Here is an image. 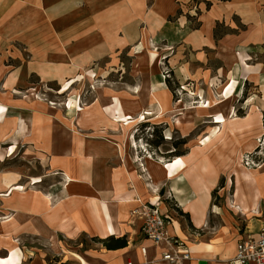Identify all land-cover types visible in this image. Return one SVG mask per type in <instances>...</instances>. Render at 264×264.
<instances>
[{"label":"crops","instance_id":"1","mask_svg":"<svg viewBox=\"0 0 264 264\" xmlns=\"http://www.w3.org/2000/svg\"><path fill=\"white\" fill-rule=\"evenodd\" d=\"M136 48L147 69L135 93L101 89L79 114L21 93L32 76L50 83L95 65L106 76L104 66H118L119 55ZM155 55L165 56L173 82H163ZM246 57L253 60L243 65ZM217 76L237 84L230 98L246 102L256 91L264 98V0H0V264H156L164 248L143 235V219L133 214L145 204L169 218V235L191 256L184 264H231L237 244L264 224V163L253 171L240 165L262 132L264 102L222 125L215 116H226L233 99L197 110L216 118L220 134L192 139L198 119L181 113L171 85L204 88ZM122 115L164 127L156 148L174 141L164 135L180 133L184 153L138 156L132 124L110 122ZM39 178L49 190H17ZM82 236L124 238L127 247H73Z\"/></svg>","mask_w":264,"mask_h":264},{"label":"rangeland","instance_id":"2","mask_svg":"<svg viewBox=\"0 0 264 264\" xmlns=\"http://www.w3.org/2000/svg\"><path fill=\"white\" fill-rule=\"evenodd\" d=\"M198 1V0H196ZM200 1V0H199ZM193 5H196L193 3ZM195 9V8H194ZM222 28L220 27L218 29V32L220 33ZM11 46H15L19 48L18 43H12ZM143 51L136 48L133 51H123L119 55V64L115 67H103L106 72V76L100 75L99 72H97V69L99 67L95 65L92 68H89L85 72L76 75L73 78H66L61 81H54L50 83H43L41 82L40 78H36L35 76L31 77V85L29 88H21V93H25V95H31L37 100H40L50 107L58 108L65 114H68L70 112H73L74 114H79L80 111L84 110L86 107L91 106L93 103L97 101V92L101 89L105 90H116V91H130V92H137L141 89H143L145 83H144V75L146 73V67H143L141 65V61H139L140 57L137 58L140 54H142ZM157 52V51H155ZM239 54V53H237ZM240 55V54H239ZM244 56V55H242ZM6 61H4L8 65H12L15 62L10 57H5ZM8 60V61H7ZM27 61L28 55L24 50V47L21 46V61ZM154 60L157 61L158 65L161 68L160 77L163 80V82L167 79H170L171 82H173V78L171 76V68L169 65H167L166 58L164 55L160 56H154ZM253 57H246V61L242 64L245 65L247 61H252ZM249 67V66H248ZM101 68V67H100ZM247 79V77L245 78ZM243 80V79H242ZM246 81V80H245ZM246 83V82H245ZM174 91H176V96L179 97L183 103L181 107V113L183 111L186 112H193V117H196L198 119L199 128L196 132H194L190 138L192 139H201L205 136L210 135V133H214L219 135L220 134V128L215 127L213 123H215L216 118H206L205 116L207 114H203L198 112L196 114L197 110H210L212 108H216L217 106L221 107L223 103L226 101H229L231 99L234 100V103L229 107L228 114L225 116L222 113H217L216 115L219 117L217 120L219 121V124L222 125L225 122V119L227 122L234 120L238 117H248L249 114H247L250 111L249 104L256 101H262L264 102V98L262 94L259 96L256 91V97L252 96L249 101L243 102L244 96L241 95L239 99L230 98L232 96H237L235 94V88H237V84L233 83V80L227 84V82H224L220 76L215 77L211 82L204 86L202 88L200 83L197 82H186L183 85H178L171 83ZM250 86V85H249ZM229 88L233 90V92L229 91ZM209 92V96L211 98H205V93ZM255 91V90H252ZM197 93H200L201 96L198 98ZM227 96V97H226ZM230 96V97H229ZM204 97V98H203ZM116 101V108L118 109L120 106V102L118 100ZM179 114V113H178ZM74 115L73 117H75ZM191 115L186 114L183 118L187 117V119L190 118ZM216 116V117H217ZM118 118V117H117ZM177 118H180L178 116ZM110 122H119L123 125H130L132 124V129L130 130V137L135 141L133 143V147L135 148V152H137L138 156L144 155L146 157L150 158H159V155H164L167 152H174V143H179V140H181V134L177 132V134H168V136L164 135V139L168 140H174L169 142H164L162 145L158 148L155 146L150 145L151 140H158V136L154 135L151 136L150 128L147 125H150V123H147L149 120V116L145 118V115L142 117H139L138 120H132L128 116H120L119 119H113L112 117L109 118ZM262 121V132L258 134L254 138L255 142V148L252 152H246L242 156V161L240 165L250 171L256 170L263 166L264 163V112H262L261 116ZM135 122V123H134ZM226 122V123H227ZM182 123V122H181ZM177 122V128H182L183 123ZM225 123V124H226ZM201 125H204L206 127H202ZM219 125V126H220ZM201 126V127H200ZM212 127V128H208ZM164 127H160L158 129L161 133L163 131ZM216 131V132H215ZM153 132V129H152ZM253 134L256 132L251 129L249 131ZM209 133V134H208ZM166 134V132H165ZM252 134V135H253ZM256 135V134H255ZM150 138V139H149ZM163 139V137H162ZM177 139V141H175ZM150 141V144L148 143ZM135 145V146H134ZM178 152H183L185 147L181 144L180 146H177ZM141 148V149H139ZM138 149V150H137ZM256 151V154L254 157H252L251 154ZM244 161V163H243ZM263 162V163H262ZM36 183V184H35ZM38 183V184H37ZM43 189L49 190L50 182L47 179H29L28 183L23 186L17 187V190L24 192L30 188L36 187L37 185H44ZM81 245V248H86L88 246H94L92 244V241L90 238L82 236L78 239V241L71 243L73 247H76L75 245ZM5 259V258H1Z\"/></svg>","mask_w":264,"mask_h":264},{"label":"built area","instance_id":"3","mask_svg":"<svg viewBox=\"0 0 264 264\" xmlns=\"http://www.w3.org/2000/svg\"><path fill=\"white\" fill-rule=\"evenodd\" d=\"M150 131L153 136L151 128ZM255 154L256 151L251 154L252 157ZM133 214L143 219V235L156 246L164 248L156 264H184L190 260V253L183 244L176 237L169 235V218L161 213L158 205H142L140 209H135ZM142 252L146 255L145 248ZM231 264H264V224L257 234L237 244L236 254Z\"/></svg>","mask_w":264,"mask_h":264},{"label":"trees","instance_id":"4","mask_svg":"<svg viewBox=\"0 0 264 264\" xmlns=\"http://www.w3.org/2000/svg\"><path fill=\"white\" fill-rule=\"evenodd\" d=\"M220 1H229V0H220ZM209 6H210V4H209ZM148 127H151V129H153V132H152V134H153V136L155 135H157L158 136V134H159V128L158 127H156V126H150V125H147ZM160 138L158 139V140H151V144H150V141H148V143L150 144V145H152V146H158V145H160L161 144V136H159ZM150 139V138H149ZM181 144H183L182 142L179 144V143H175L173 146H174V148L176 149V152H174L173 154H172V156L173 157H176V156H180V155H182L184 152H178V150H177V146H180ZM222 184V183H221ZM213 195H216V191L214 192V194ZM92 241H95V242H97V243H100L104 248H106V249H108V250H116V249H122V248H125V247H127V241H126V239H124V238H120V239H116V238H114V237H109V238H107V239H105V240H99V239H95V238H93V240Z\"/></svg>","mask_w":264,"mask_h":264},{"label":"bare ground","instance_id":"5","mask_svg":"<svg viewBox=\"0 0 264 264\" xmlns=\"http://www.w3.org/2000/svg\"><path fill=\"white\" fill-rule=\"evenodd\" d=\"M21 28H22V27H21ZM152 95H153V94H152ZM114 104H116V101L114 102ZM153 104H154V103H153ZM160 105H161V104H160ZM122 110H123V109H122ZM82 111H83V110H82ZM82 111H80V112H82ZM163 111H164V110H163ZM161 113H162V112H161ZM138 114H139V113H138ZM135 116H136V115H135ZM216 116H217V115H216ZM216 116H215V117H216ZM132 117H134V116H132ZM217 117H218V116H217ZM217 117H216V118H217ZM129 118H130V117H129ZM206 118H213V116H212V115H208ZM130 119H131V118H130ZM177 121H178V120H177ZM177 121H176V122H177ZM174 124H175V123H174ZM215 132H216V131H215ZM134 146H135V145H134ZM137 150H138V149H137ZM61 158H63V157H61ZM58 159H59V157H58ZM56 160H57V159H56ZM56 160H55V161H56ZM50 162H52V161H50ZM53 165H54V164H53ZM64 168H65V165H64ZM64 172H66V170H65ZM13 256H14V255H13ZM13 260H14V259L12 258L11 261H13ZM0 261H4V260H3V259H0Z\"/></svg>","mask_w":264,"mask_h":264}]
</instances>
